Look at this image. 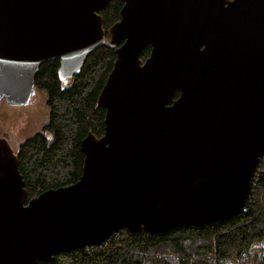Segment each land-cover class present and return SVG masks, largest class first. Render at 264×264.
<instances>
[{
	"label": "water",
	"instance_id": "95a60500",
	"mask_svg": "<svg viewBox=\"0 0 264 264\" xmlns=\"http://www.w3.org/2000/svg\"><path fill=\"white\" fill-rule=\"evenodd\" d=\"M117 59L81 141L82 176L28 201L0 138V264L53 263L126 229L150 236L239 215L264 157V0H122ZM227 2V3H226ZM110 0H0V102L25 106L42 64L67 81L106 44ZM152 51L143 64L141 54Z\"/></svg>",
	"mask_w": 264,
	"mask_h": 264
},
{
	"label": "trees",
	"instance_id": "16d2710c",
	"mask_svg": "<svg viewBox=\"0 0 264 264\" xmlns=\"http://www.w3.org/2000/svg\"><path fill=\"white\" fill-rule=\"evenodd\" d=\"M118 0L102 12L105 29L118 18ZM114 50L102 46L91 54L69 87L59 79V60L41 65L35 84L47 94L46 134L27 140L18 152L28 201L50 190L75 184L82 176L81 141L105 129V109L98 97L112 71ZM245 209L237 216L203 227L183 226L153 236L124 229L109 247L76 249L39 264H264V157Z\"/></svg>",
	"mask_w": 264,
	"mask_h": 264
},
{
	"label": "rangeland",
	"instance_id": "374dc122",
	"mask_svg": "<svg viewBox=\"0 0 264 264\" xmlns=\"http://www.w3.org/2000/svg\"><path fill=\"white\" fill-rule=\"evenodd\" d=\"M36 98L35 105L26 109L17 121L18 133H15V135L10 133V129L12 127L11 122L17 118L16 115H18V113L15 110H12L5 101L0 102V138L2 137V134L7 132L14 144H19L23 140L30 138L43 130L42 127L47 123L49 118V109L46 106L47 97L44 94L37 93ZM26 114H28V116H26ZM25 116L32 124L31 129L27 131L24 130V127H26L28 122L24 119Z\"/></svg>",
	"mask_w": 264,
	"mask_h": 264
},
{
	"label": "flooded vegetation",
	"instance_id": "af4514ba",
	"mask_svg": "<svg viewBox=\"0 0 264 264\" xmlns=\"http://www.w3.org/2000/svg\"><path fill=\"white\" fill-rule=\"evenodd\" d=\"M111 1L112 0H110V3H111ZM181 2H187V0H180ZM219 1H227V2H232V1H234V0H219ZM118 2L120 3V6H119V8H118V18L114 21V23L108 28V29H105V18H104V16H103V14H102V12L110 5V3H109V5L105 8V9H103V10H101L100 12H99V14L101 15V17L103 18V22H104V29H105V32H106V46H108V47H110V48H112L113 50H114V53H115V56H116V49L118 48V47H121L125 42H126V40H124V41H122L118 46H116V47H112L111 45H110V41H111V38H110V33H109V30H110V28L112 27V26H114L115 24H117L120 20H121V18H120V12L122 11V9H123V7L125 6V2H123L122 0H118ZM226 2V3H227ZM104 45V46H105ZM152 45H148L146 48H145V50L142 52V54H141V60H142V63L144 64L145 62H146V60H147V58L150 56V54H151V51H152ZM116 59H117V56H116ZM59 64H60V62H59ZM114 66V65H113ZM113 69V68H112ZM60 79V78H59ZM72 80H73V78L72 79H70V80H67V81H62L61 79H60V81H61V84H62V86L63 87H69L70 86V84H71V82H72ZM106 84V83H105ZM37 93H41V94H44L46 97H47V94H46V92L44 91V90H40V89H38L37 87H36V89H35V94H34V96L32 97V99H31V101L27 104V105H25V106H10L7 102H6V100L4 99V100H2V101H5L8 105H9V107H11L12 108V110H15L17 113H18V115H16L17 116V120L15 119L13 122H11V129H10V133H12V135H15V133L17 134L18 133V125H17V121L19 120V118H20V116L21 115H23V113H24V111L26 110V109H28V108H31V107H33L34 105H35V101L37 100V98H36V96H37ZM1 101V102H2ZM46 106H47V101H46ZM48 107V106H47ZM49 109V108H48ZM104 109V108H103ZM106 111V110H105ZM49 114H50V110H49ZM26 116H28V114H26ZM26 116H25V120L26 121H28L27 122V124H26V127H24V130L25 131H27V130H30L31 129V126H32V124L30 123V120L29 119H27L26 118ZM48 121H49V118H48ZM48 121H47V123H48ZM47 123L42 127L43 128V130L41 131V132H39V133H37V134H35L34 136H32V137H30V138H27V139H25V140H23L21 143H19V144H14V142H13V140L11 139V137H10V135L7 133V132H5L4 134H2V137H5L9 142H10V144H11V146L13 147V149L15 150V151H17V153L19 152V150H20V147L27 141V140H29V139H31V138H34L35 136H37L38 134H46L47 136H48V133H46L45 131H44V128H45V126L47 125ZM92 133V132H91ZM101 137V136H100Z\"/></svg>",
	"mask_w": 264,
	"mask_h": 264
},
{
	"label": "built area",
	"instance_id": "2783aa9c",
	"mask_svg": "<svg viewBox=\"0 0 264 264\" xmlns=\"http://www.w3.org/2000/svg\"><path fill=\"white\" fill-rule=\"evenodd\" d=\"M261 173H262V170L257 168L256 173H255V177H254V181H253V187L256 184V182L258 181L259 177L261 176ZM119 238H120L119 233L115 234L104 245L99 246V247H109V246L113 245L114 243L118 242Z\"/></svg>",
	"mask_w": 264,
	"mask_h": 264
}]
</instances>
